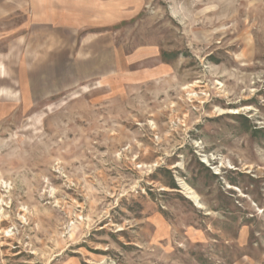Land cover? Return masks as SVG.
Segmentation results:
<instances>
[{
    "label": "rangeland",
    "instance_id": "obj_1",
    "mask_svg": "<svg viewBox=\"0 0 264 264\" xmlns=\"http://www.w3.org/2000/svg\"><path fill=\"white\" fill-rule=\"evenodd\" d=\"M0 264H264V0H0Z\"/></svg>",
    "mask_w": 264,
    "mask_h": 264
},
{
    "label": "trees",
    "instance_id": "obj_2",
    "mask_svg": "<svg viewBox=\"0 0 264 264\" xmlns=\"http://www.w3.org/2000/svg\"><path fill=\"white\" fill-rule=\"evenodd\" d=\"M172 188H178L177 184L175 183L174 180L169 184Z\"/></svg>",
    "mask_w": 264,
    "mask_h": 264
},
{
    "label": "bare ground",
    "instance_id": "obj_3",
    "mask_svg": "<svg viewBox=\"0 0 264 264\" xmlns=\"http://www.w3.org/2000/svg\"><path fill=\"white\" fill-rule=\"evenodd\" d=\"M191 91H192V89H191ZM190 193H192V192H190Z\"/></svg>",
    "mask_w": 264,
    "mask_h": 264
}]
</instances>
